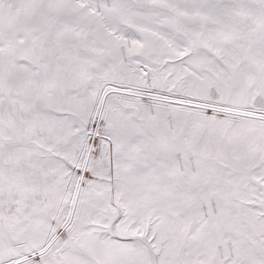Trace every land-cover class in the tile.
Instances as JSON below:
<instances>
[{
  "label": "snow or ice",
  "instance_id": "snow-or-ice-1",
  "mask_svg": "<svg viewBox=\"0 0 264 264\" xmlns=\"http://www.w3.org/2000/svg\"><path fill=\"white\" fill-rule=\"evenodd\" d=\"M0 264H264V0H0Z\"/></svg>",
  "mask_w": 264,
  "mask_h": 264
}]
</instances>
